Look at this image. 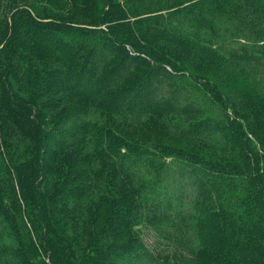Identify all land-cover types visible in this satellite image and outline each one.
Returning a JSON list of instances; mask_svg holds the SVG:
<instances>
[{
	"label": "trees",
	"instance_id": "trees-1",
	"mask_svg": "<svg viewBox=\"0 0 264 264\" xmlns=\"http://www.w3.org/2000/svg\"><path fill=\"white\" fill-rule=\"evenodd\" d=\"M86 1L7 0L11 23L1 13L0 264H164L169 254L175 264H264V157L255 146L264 137L249 110L261 92L222 76L205 44L161 31L154 19L172 0H106L99 22H81L91 27L38 7L83 10ZM234 30L262 42L238 68L264 71V0L245 7ZM159 43L204 52L205 65L151 63ZM198 68L213 87L190 100L174 78ZM217 94L242 111L235 129L232 115L205 111L221 105ZM177 115L197 119L182 128L154 118ZM122 121L159 126L169 143L131 142L113 129ZM189 194L191 210L175 215L193 232L180 226V240L167 231L170 211ZM138 224L172 235L171 252L148 245Z\"/></svg>",
	"mask_w": 264,
	"mask_h": 264
},
{
	"label": "rangeland",
	"instance_id": "rangeland-1",
	"mask_svg": "<svg viewBox=\"0 0 264 264\" xmlns=\"http://www.w3.org/2000/svg\"><path fill=\"white\" fill-rule=\"evenodd\" d=\"M7 0H0V18L4 14L8 17V22H10L11 13L13 9L10 8V5L6 3ZM45 4V0H42ZM68 1V0H67ZM105 1L106 0H87L82 7L83 10H74L70 8L69 5L60 3L54 9H50L48 6L47 9H43L41 4H38L39 9L43 10L44 15H55L57 19H60L63 23H70L69 21L75 20L78 21L77 25L91 27L93 24L81 23L86 19V22L91 19L99 22V18L105 12ZM165 3L167 0H161ZM175 3V6L170 9H165L160 11L157 21L154 19V23L160 27L161 31L165 34L171 33H180L182 37L186 38L191 43H200L205 44L211 50L208 51L210 56L214 53L215 62H221L222 66H219L222 76L226 74L229 80H242L246 83H251L254 87L261 92L262 94V103L257 109V106H252L250 112L253 114L254 121H257L259 124V134L264 137V130L262 129V121L264 120V71L260 73L249 72L248 70L238 68V64L243 62L245 55L250 54H260L261 44L260 40L251 37H243L234 30L236 26L237 17L240 12L248 6L260 4L262 0H172ZM3 13V15L1 14ZM86 14V15H85ZM156 14V13H153ZM156 16V15H155ZM154 17V16H153ZM16 22V26H18ZM72 24V23H71ZM73 25V24H72ZM21 40L25 38L23 36L19 37ZM161 43L153 47L155 55L159 56L158 60L150 59L151 63H161V61H166L167 63L174 64L176 70L186 69L187 63H198L201 66L205 65L203 59L204 52H198L195 50L185 49L184 52L178 50V47H169L166 44L160 46ZM130 48V45L127 46ZM207 52V51H206ZM160 60V61H159ZM170 60V61H168ZM20 65L22 60H16ZM199 70L189 71L192 75L183 77L178 75L174 78L176 86H181L185 89L186 93L189 94L190 100L197 99L199 100L202 96V92H205V89L208 90L209 87H213L211 82H206L201 76H203V71L201 68ZM173 82V81H172ZM216 94V93H215ZM218 95V94H217ZM221 100V105L215 104L212 105L209 101L206 104L205 111L211 117H218L221 115L223 119L226 118L227 114L233 116V122L231 127L235 129L238 127L237 121L241 120L242 111L234 107L232 104L223 101L226 98L224 96L218 95ZM154 117V116H153ZM157 120L166 123L174 122L179 123L182 128H187L193 121L197 118L194 116H185L177 115L172 118L162 119L159 117H154ZM245 125V124H243ZM146 128L140 126V124L130 123L129 121L120 122L117 127L113 126V129H121L122 132L119 134L126 137L129 141L137 143L139 145L147 146L148 148L164 146V143H169L167 140V135L165 130L159 126L150 124V122L145 124ZM169 129H166V132ZM240 139H244L242 134L239 135ZM190 137H187V141L192 146L194 142L189 140ZM256 148L258 149V154L261 160L264 157V140L262 142L256 143ZM229 160L233 163L235 168L242 166V159L240 154H237L234 150L227 152ZM140 173L146 172L143 170ZM184 199V198H183ZM190 194L183 200V203H174L170 213L172 216V221L167 231L174 233V237L182 239L180 234H176L178 229L181 227L190 228L188 221L178 222L179 216L175 215L180 210L183 213L189 212L190 209ZM147 211V210H146ZM171 220V219H170ZM187 224L188 226H186ZM174 225V226H173ZM181 226V227H180ZM135 229L140 232V237H144V241L148 245H157L159 248L164 249L163 254L171 252L170 248L173 247L172 238L168 232L164 231H154L151 227L142 225H136ZM184 230V229H183ZM193 230L190 228L187 235H191ZM164 264H175V257L172 254L167 255L163 259Z\"/></svg>",
	"mask_w": 264,
	"mask_h": 264
}]
</instances>
